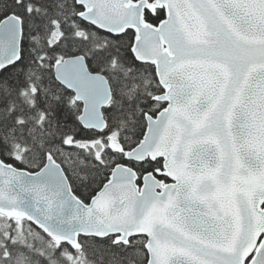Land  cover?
Returning <instances> with one entry per match:
<instances>
[{
  "label": "snow or ice",
  "instance_id": "obj_1",
  "mask_svg": "<svg viewBox=\"0 0 264 264\" xmlns=\"http://www.w3.org/2000/svg\"><path fill=\"white\" fill-rule=\"evenodd\" d=\"M0 264H264V0H0Z\"/></svg>",
  "mask_w": 264,
  "mask_h": 264
}]
</instances>
